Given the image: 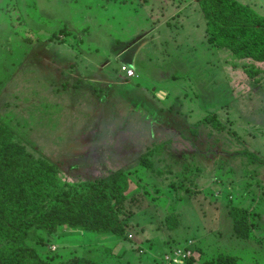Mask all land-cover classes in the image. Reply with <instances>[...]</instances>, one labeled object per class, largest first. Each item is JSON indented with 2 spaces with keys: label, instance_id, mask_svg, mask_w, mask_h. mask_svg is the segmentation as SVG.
Here are the masks:
<instances>
[{
  "label": "rangeland",
  "instance_id": "374dc122",
  "mask_svg": "<svg viewBox=\"0 0 264 264\" xmlns=\"http://www.w3.org/2000/svg\"><path fill=\"white\" fill-rule=\"evenodd\" d=\"M237 1L264 15V0ZM14 2L42 41L24 42L0 0V122L65 180H131L126 237L62 226L15 244L158 264L191 240L181 264H264V61L208 43L199 0ZM232 206L248 214L239 233Z\"/></svg>",
  "mask_w": 264,
  "mask_h": 264
},
{
  "label": "trees",
  "instance_id": "16d2710c",
  "mask_svg": "<svg viewBox=\"0 0 264 264\" xmlns=\"http://www.w3.org/2000/svg\"><path fill=\"white\" fill-rule=\"evenodd\" d=\"M12 2L7 11H12L10 16L14 15L10 26L15 33L24 42H41L38 33L25 26L18 7L14 0ZM199 4L206 22L208 43L231 50L237 59L264 61V15L237 0H199ZM52 38L50 34L48 39ZM254 73H250V77H254ZM145 166L149 167L150 162L146 160ZM130 182L122 171L96 181L65 180L57 176L53 164L32 157L16 141L8 123L0 122V236L4 240L0 241V264H101L82 257L44 261L15 241L30 239L35 232L54 235L62 226L126 237L121 216L131 213L124 208ZM228 216L233 231L246 227L245 209L232 206ZM173 225L167 226L172 228ZM235 262V257L224 256L215 264Z\"/></svg>",
  "mask_w": 264,
  "mask_h": 264
},
{
  "label": "built area",
  "instance_id": "2783aa9c",
  "mask_svg": "<svg viewBox=\"0 0 264 264\" xmlns=\"http://www.w3.org/2000/svg\"><path fill=\"white\" fill-rule=\"evenodd\" d=\"M130 73L131 72L128 71V74H130ZM185 243L186 244L183 246L184 248L182 247V249L181 248L180 249L175 248L177 250L173 251V249H172L173 252L171 250H169L168 252H165L164 254H167V255L165 256L163 254L161 256V261H159L158 264H168L167 262H170V264H181L180 262L182 261V259L189 258L190 257V251H192V249H193L192 241L188 240Z\"/></svg>",
  "mask_w": 264,
  "mask_h": 264
},
{
  "label": "crops",
  "instance_id": "0c3cea01",
  "mask_svg": "<svg viewBox=\"0 0 264 264\" xmlns=\"http://www.w3.org/2000/svg\"><path fill=\"white\" fill-rule=\"evenodd\" d=\"M238 261H239V260H238ZM193 264H199V263H195V262H194Z\"/></svg>",
  "mask_w": 264,
  "mask_h": 264
}]
</instances>
